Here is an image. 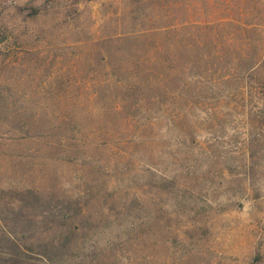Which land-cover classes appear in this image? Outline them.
<instances>
[{
	"label": "rangeland",
	"instance_id": "obj_1",
	"mask_svg": "<svg viewBox=\"0 0 264 264\" xmlns=\"http://www.w3.org/2000/svg\"><path fill=\"white\" fill-rule=\"evenodd\" d=\"M0 264H264V0H0Z\"/></svg>",
	"mask_w": 264,
	"mask_h": 264
}]
</instances>
